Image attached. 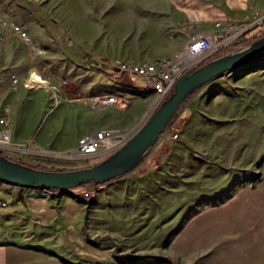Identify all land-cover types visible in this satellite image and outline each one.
<instances>
[{"label":"rangeland","instance_id":"374dc122","mask_svg":"<svg viewBox=\"0 0 264 264\" xmlns=\"http://www.w3.org/2000/svg\"><path fill=\"white\" fill-rule=\"evenodd\" d=\"M32 1L16 6L21 20L10 24L29 36L24 25L36 29L44 49L36 69L64 81L67 93L60 88L57 104L51 91L17 99L18 107L41 101L44 114L26 140L0 151L42 169L92 165L111 152L70 158L80 137L101 128L130 137L162 100L118 65L149 61L141 58L159 47L166 0ZM252 2L247 28L205 61L264 34V0ZM110 95L117 101L93 102ZM6 185L13 184L0 182V197ZM75 188L89 191L73 198L83 205L86 230L111 249L112 264H264V57L193 92L131 170Z\"/></svg>","mask_w":264,"mask_h":264},{"label":"crops","instance_id":"0c3cea01","mask_svg":"<svg viewBox=\"0 0 264 264\" xmlns=\"http://www.w3.org/2000/svg\"><path fill=\"white\" fill-rule=\"evenodd\" d=\"M32 4V0H0V35L3 37L0 41V116L6 110L3 109L5 103L12 102L6 114L12 144L22 143L35 132L44 114L41 101L18 107L17 99L28 93L25 78L31 72L51 78L36 69L43 53L33 56L30 44L11 28L12 20H21H18L20 13L16 6L28 8ZM253 9L252 0H166L155 40L159 47L141 59L170 57L189 36L212 30L216 21L244 24ZM24 26L29 29L31 43L41 47L35 42L41 40L36 29ZM12 75L19 78L16 90L10 87ZM61 90L67 93L65 87ZM34 190L15 184L2 189L5 197L0 200L6 204L0 206V264H112L111 249L102 244L103 238L98 239L96 233L90 235L84 227L80 201L65 194L55 196L40 188ZM231 257L241 259V255ZM148 260L140 259L131 264H154ZM166 261L168 263L157 264H173L171 260Z\"/></svg>","mask_w":264,"mask_h":264},{"label":"water","instance_id":"95a60500","mask_svg":"<svg viewBox=\"0 0 264 264\" xmlns=\"http://www.w3.org/2000/svg\"><path fill=\"white\" fill-rule=\"evenodd\" d=\"M264 57V34L184 71L171 91L146 121L119 148L92 165L49 170L24 164L0 153V179L15 185L65 191L82 184L105 183L135 167L150 151L160 133L185 100L216 76Z\"/></svg>","mask_w":264,"mask_h":264},{"label":"built area","instance_id":"2783aa9c","mask_svg":"<svg viewBox=\"0 0 264 264\" xmlns=\"http://www.w3.org/2000/svg\"><path fill=\"white\" fill-rule=\"evenodd\" d=\"M11 27L24 41L30 44L33 56L44 52L42 47L31 43L30 36L23 31L20 26L11 23ZM246 28L247 26L245 24L238 25L230 22L223 24L220 21H216L214 22L212 30L189 36L183 46L176 50L170 57L157 58L143 62H124L118 65V70L123 73L141 77L145 82V89L160 99H163L171 91L175 80L184 71L194 65L203 63L208 57L228 45L232 40H236ZM18 82L19 78L12 75L10 83L12 90L17 89ZM61 83L65 84L64 81H61ZM61 83H53L50 79L42 78L35 72L28 74L24 80V86L29 94L37 95V98H39L46 92L48 93V91H51V93H53L52 95L55 96L54 100L56 104L58 103V94L62 87L60 85ZM79 99L82 101L86 100L83 96ZM117 99L118 97L115 95L106 97L94 96L93 102L98 106H106L117 101ZM8 111L9 109L6 108L4 114L0 116V147L11 149L13 148V144L11 142L10 123L6 118ZM128 138L129 137L124 136V134L117 129L101 128L80 137L69 156L73 159H84L98 153L113 152ZM0 182L6 183L2 179H0ZM40 189L55 196L67 194L72 197H77V195L81 193L82 197H89V191L80 192L76 188L67 189L65 191L52 188ZM5 204V201L0 200V206H4Z\"/></svg>","mask_w":264,"mask_h":264},{"label":"trees","instance_id":"16d2710c","mask_svg":"<svg viewBox=\"0 0 264 264\" xmlns=\"http://www.w3.org/2000/svg\"><path fill=\"white\" fill-rule=\"evenodd\" d=\"M248 63H250V62H248ZM247 64V63H246ZM96 69H99L100 70V67H97V66H94ZM0 153H2L1 151H0ZM3 154V153H2ZM89 183H91V182H89ZM92 183H95V182H92ZM85 184H88V183H85ZM85 184H82L81 186H84Z\"/></svg>","mask_w":264,"mask_h":264}]
</instances>
